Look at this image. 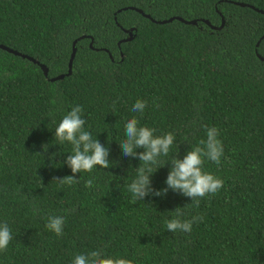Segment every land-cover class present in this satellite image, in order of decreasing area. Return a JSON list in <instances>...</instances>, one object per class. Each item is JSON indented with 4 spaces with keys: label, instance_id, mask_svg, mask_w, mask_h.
Segmentation results:
<instances>
[{
    "label": "trees",
    "instance_id": "1",
    "mask_svg": "<svg viewBox=\"0 0 264 264\" xmlns=\"http://www.w3.org/2000/svg\"><path fill=\"white\" fill-rule=\"evenodd\" d=\"M0 44L37 61L0 47V222L14 237L0 264H72L95 249L133 264H264V0H0ZM77 104L110 150L107 169L73 174L64 163L71 145L54 128ZM133 116L174 133L162 160L182 159L216 127L223 155L203 169L224 181L219 191L199 207L171 189L133 203L139 161L119 146ZM169 167L151 175L153 190ZM65 175L78 183L56 180ZM184 205L185 218L203 220L168 231ZM49 215L65 217L62 236Z\"/></svg>",
    "mask_w": 264,
    "mask_h": 264
},
{
    "label": "clouds",
    "instance_id": "2",
    "mask_svg": "<svg viewBox=\"0 0 264 264\" xmlns=\"http://www.w3.org/2000/svg\"><path fill=\"white\" fill-rule=\"evenodd\" d=\"M146 106V101L137 99L131 111L142 114ZM82 114L81 105L72 106L71 110L63 115L54 128V137L59 144L68 143L71 145V153L65 157L64 163L73 174L92 172L97 166L107 169L112 161L109 159V148L101 144L97 137L93 138L91 132L85 130L86 121ZM156 131L147 125H141L136 116L128 119L124 125L125 139L119 143L121 154L139 161V165L135 167L136 176L128 184L132 202L144 200L149 195L163 197L168 189H171L189 197L193 206L199 207L200 198L216 194L224 183L221 178L203 169L205 159L217 165L220 164L224 149L222 141L218 139L219 130L214 126L206 127V139H201L197 145L187 150L182 159L171 155L170 159L166 160L161 158L170 156L175 135L171 131L156 135ZM47 148V144L42 145L44 151ZM136 149H142V151L137 153ZM49 158L51 159V156ZM167 162H170V167L165 179L166 187L153 190L150 177ZM56 180L62 185L78 183V179L74 175H65ZM84 184L86 188H92L94 180L89 178L84 181ZM186 207L188 206L176 207L172 211L171 218L165 220L168 231L190 233L193 222L198 223L203 220L201 215H193L190 219L185 218L184 209ZM32 210L34 214L39 211L36 207H33ZM64 223V216L49 215L45 226L57 236H62ZM13 238L12 229L8 223L0 222V251L6 250ZM72 264H133V261L120 256L107 255L102 250L95 249L76 254Z\"/></svg>",
    "mask_w": 264,
    "mask_h": 264
},
{
    "label": "water",
    "instance_id": "3",
    "mask_svg": "<svg viewBox=\"0 0 264 264\" xmlns=\"http://www.w3.org/2000/svg\"><path fill=\"white\" fill-rule=\"evenodd\" d=\"M240 4H243V3H240ZM176 18L179 19V20H181V21H183V22H186V23H192V24L197 23V21H196V20H193V19H192V20H186V19H183V18H181V17H176ZM171 19H173V18L171 17V18H169L168 20H164V21H170ZM159 22H163V21H159ZM205 22H206L207 24H209L208 21L205 20ZM128 31H129V34H131V30L128 29ZM129 39H130V38H129ZM127 40H128V39H127ZM74 43H75V41H74ZM0 47L6 49V50H8V51H11V52H13V53H15V54H17V55H20V56H22V57H27V58H29L30 60H33L34 62H37V61H36L35 59H33L32 57H30V56H28V55H25V54H22V53H20V52H18V51L11 50V49H9L8 47H6L5 45H1V44H0ZM73 55H74V48H73L72 53H71V55H70L69 66H70L71 60H72V58H73ZM258 56H259V58H261L262 60H264V58H262L260 55H258ZM40 66H41V68H42L44 74L46 75V74H47V68H46V66H45L44 64H40ZM58 77H61V75L58 76ZM56 78H57V77H52L51 80L56 79Z\"/></svg>",
    "mask_w": 264,
    "mask_h": 264
}]
</instances>
